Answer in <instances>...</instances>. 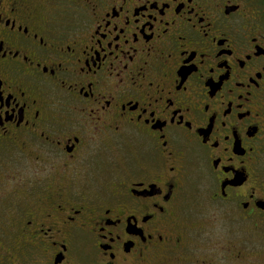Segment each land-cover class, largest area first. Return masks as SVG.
Instances as JSON below:
<instances>
[{"label":"flooded vegetation","instance_id":"flooded-vegetation-1","mask_svg":"<svg viewBox=\"0 0 264 264\" xmlns=\"http://www.w3.org/2000/svg\"><path fill=\"white\" fill-rule=\"evenodd\" d=\"M0 264H264V0H0Z\"/></svg>","mask_w":264,"mask_h":264}]
</instances>
